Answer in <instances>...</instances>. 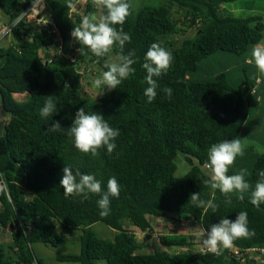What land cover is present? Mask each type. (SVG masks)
<instances>
[{
    "label": "trees",
    "instance_id": "1",
    "mask_svg": "<svg viewBox=\"0 0 264 264\" xmlns=\"http://www.w3.org/2000/svg\"><path fill=\"white\" fill-rule=\"evenodd\" d=\"M31 1L0 0L4 24H11ZM68 1L74 5L78 0ZM89 1L81 15H72L71 6L61 0L43 2L61 42L23 22L12 28L11 41L5 39L0 46V105L8 117L0 121V173L9 188L0 194V264H42L35 246L58 248L63 235L78 242L80 251L57 254L60 263L264 264V204L250 203L258 173L264 170V152L253 153V147L245 146L248 166L238 156L229 168L228 175L242 168L250 173L245 179L252 189L243 200L238 193L226 197L204 183L211 175L204 168L210 146L241 140L250 123L251 106L258 110L253 128L264 123V77L248 63L252 46L264 41V14L240 18L219 14L223 6L239 0H168L136 12L131 8L125 23L116 27L131 36L123 54L135 50V74L117 89L105 88L103 95L90 98L83 95L84 75L102 76L110 55L117 56L121 50L115 46L105 57H96L87 48L78 51L81 46L71 36L73 29L84 16L103 14ZM191 29L192 36L180 39ZM154 42L171 50L174 61L166 74L154 77L158 95L148 103L143 95L147 72L142 65ZM40 51L45 59L51 58L50 65ZM219 54L224 56L218 61L221 68L213 67ZM233 64V70L239 65L238 85L230 81L235 75ZM165 87L173 89L170 100L162 91ZM13 93L27 95L19 102ZM49 95L54 97L56 112L42 118L40 109ZM82 107L102 114L120 130L111 154L103 148L92 157L74 147L67 132ZM56 121L63 130L52 132L49 129ZM178 154L188 168L182 176L176 175ZM65 166L95 175L104 191L110 177L118 179L120 195L110 198L108 216L100 215L99 195L91 194L87 200L64 196L60 181ZM198 192L205 201L213 199L218 209L205 212L196 207L190 196ZM241 211L247 212L254 235L236 239L231 248L221 247L219 254L202 247L200 229H209L221 218L235 220ZM163 218L171 222L173 232L156 235L152 221ZM188 221L190 232L181 233L180 227L187 228L182 223ZM96 223L112 229V238H98L92 230ZM132 228L143 233L139 242Z\"/></svg>",
    "mask_w": 264,
    "mask_h": 264
},
{
    "label": "clouds",
    "instance_id": "2",
    "mask_svg": "<svg viewBox=\"0 0 264 264\" xmlns=\"http://www.w3.org/2000/svg\"><path fill=\"white\" fill-rule=\"evenodd\" d=\"M87 2L91 3L89 0H78L74 5L70 3V13L81 15ZM93 4L98 9H102L103 14L97 16L96 14H99L97 12L84 16L79 26L73 29L71 36L81 46L78 49L80 53H83V49L87 48L96 57L108 56L115 46H119L121 54L107 62L105 64L107 71H104L102 76L93 81L94 87L99 89L103 95L105 88L109 92L117 89L123 80L133 76L136 71L133 67L137 62L134 58L136 56L135 50H130L126 55L123 54L125 43H131V36L124 32L122 27L119 30L116 27V25L122 26L125 23L126 18L131 14V5L128 0H93ZM6 38L12 39L11 33ZM44 55L45 53L40 51L44 63L50 65L51 62L49 63L48 58L45 59ZM49 55L53 56L54 52L52 51ZM144 60L142 67L147 72L145 77L147 87L144 89L143 95L147 98L148 103H152L158 95V83L154 77H160L169 71L173 65L174 56L171 50L163 47L159 42H154L148 48ZM248 63L254 65L259 77H264V41L252 46ZM162 91L165 97L170 100L173 89L165 87ZM16 95H24L25 99L27 94L13 93L12 97L16 99ZM55 112L54 97L49 95L46 97L39 114L42 118H47ZM6 118V114L0 115V120ZM49 130L52 132L62 131L63 127L59 121H56ZM67 135L73 139L74 147L79 152L98 157L103 148L107 149L108 154L113 152L116 148L113 141L120 135V130L111 127L102 114L86 112L85 108L82 107L76 111ZM244 149L245 146L238 138L212 144L208 149L207 162L204 164V168L208 169L211 175L210 179L205 180L204 183L213 190L218 189L226 197L231 193H238L237 198L243 200L244 193L252 189V185L245 179L250 173L243 168L233 175H228V171L234 165L236 158L244 155ZM258 175L260 179L255 183L254 189L251 190L250 198V203L256 207L264 204V170L259 171ZM60 186L63 188L65 197L80 196L87 200L91 194L99 195L100 199H98L97 204L101 209L100 215L102 217L110 214V198H119L120 195V184L115 176L108 179L107 190L104 191L101 181L95 175L82 174L78 169L73 171L69 166L63 168ZM8 191L9 188L3 178V173H0V194ZM190 201L205 212L209 209L215 212L219 207L213 199L207 201L201 199L199 192L191 194ZM227 202H231L230 197ZM200 235L203 237L202 247L210 253L219 254L221 247L224 249L231 248L236 239L251 237L254 232L248 228L247 212L241 211L236 215L235 220L227 217L221 218L219 223L212 224L209 229H200ZM203 248L200 249L203 251Z\"/></svg>",
    "mask_w": 264,
    "mask_h": 264
},
{
    "label": "rangeland",
    "instance_id": "3",
    "mask_svg": "<svg viewBox=\"0 0 264 264\" xmlns=\"http://www.w3.org/2000/svg\"><path fill=\"white\" fill-rule=\"evenodd\" d=\"M168 0H130L131 2V8H133V10L138 11V9H141L143 6H160V5H165L167 3ZM62 4L64 5H68L69 1L68 0H61ZM222 11H219L220 15H229V16H233L236 18H240V17H245L247 15L249 16H255V15H259V14H264V0H239L236 1L233 4H228L222 7ZM235 9V11H234ZM229 11H231V14H226V13H230ZM234 13V14H232ZM4 23V18L3 15H1L0 13V26L1 24ZM193 35V29H191L190 31H188L185 34H182L180 39H184L187 37H190ZM7 42L10 40L11 38H6ZM0 46H4V41L2 43H0ZM115 56L110 55V59L108 60V62H110V60L112 58H114ZM241 57V56H239ZM221 59H224V56H221V54H219L216 57V61L213 60V67H217V68H221L219 65V62H221ZM240 63V58L238 59ZM229 66V65H228ZM227 66V67H228ZM231 66V71L234 69L235 64L230 65ZM226 67V68H227ZM239 65L236 67L235 70H233L232 72H235V75H231V82L234 85H238L240 84L241 81V77L239 76ZM227 70H229L227 68ZM250 71V70H249ZM256 74L258 75L257 71ZM89 74H85L84 75V80H83V95H87V97L90 98H94L96 97V95H98L100 93V90L97 89L96 87H94L93 81L98 78L97 75H92L91 77L88 76ZM16 99L18 101H22L24 100V95L18 96L16 95ZM5 114V113H3ZM258 115V110L255 109L254 107L251 106V111H250V123H248L245 126V130L244 132H242V138L241 141L243 143L244 146L246 147H253V153H262L264 152V142L261 141V139H264V123L260 124L258 127L253 128V126L251 125V123L254 121V118ZM1 121V120H0ZM1 123V122H0ZM3 133V129L0 126V134ZM241 161H243L244 165L247 167L248 166V162H249V158H245V156L239 157ZM176 162H177V171H176V175L177 176H182L184 175L188 168L187 166H184L185 163L183 161L182 155L178 154L176 157ZM167 216V215H166ZM169 216V215H168ZM171 218V216H169ZM153 223V224H152ZM152 227L155 228V234L159 235L162 233H171L173 232V225L171 224V222L168 220V218H163V219H158V221H152ZM191 222H183L182 224L187 226L186 227H180V232L181 233H186V232H190V230H188V227L191 225ZM198 229V228H197ZM92 230L94 231L95 235L98 238H106V239H111L113 236V230L106 227L105 224L103 223H96L93 225ZM136 233H135V237L137 239V241L139 242L140 240H142L143 238V233L138 230L135 229ZM64 237V241L59 245L58 248H53L51 246H44V245H38L35 246L36 247V251H37V256L39 257V260L42 262V264H78V263H60L56 260V255L57 254H77L80 251V244L76 241H69L66 240L67 235H63ZM9 232L6 231L5 234V240H9ZM194 239V238H193ZM155 242H152V245H155ZM166 250V249H165ZM150 251V250H149ZM167 251V250H166ZM14 264V263H12ZM37 264V263H36Z\"/></svg>",
    "mask_w": 264,
    "mask_h": 264
},
{
    "label": "built area",
    "instance_id": "4",
    "mask_svg": "<svg viewBox=\"0 0 264 264\" xmlns=\"http://www.w3.org/2000/svg\"><path fill=\"white\" fill-rule=\"evenodd\" d=\"M45 0H34L31 1L27 7L21 12L11 24H1L0 26V42L5 39L11 33L12 28H14L17 24H21L22 22L26 23L33 30L43 29V31L49 36H55L56 41L61 42V37L59 35L58 29L55 27V23L50 20L49 14L47 12V8L44 5ZM34 5V7H33ZM22 13H26L23 14ZM62 48L61 43L59 44L58 50ZM51 58H49L48 62L50 63ZM253 252V251H252ZM262 254H264V249L261 250ZM243 260V259H240Z\"/></svg>",
    "mask_w": 264,
    "mask_h": 264
},
{
    "label": "crops",
    "instance_id": "5",
    "mask_svg": "<svg viewBox=\"0 0 264 264\" xmlns=\"http://www.w3.org/2000/svg\"><path fill=\"white\" fill-rule=\"evenodd\" d=\"M20 96L22 97V95H20ZM3 113H5V112L2 110L1 105H0V115H4ZM3 120L8 121V117L6 119H3ZM0 126L1 127L3 126L2 123H0ZM132 231H136L135 228H132Z\"/></svg>",
    "mask_w": 264,
    "mask_h": 264
}]
</instances>
